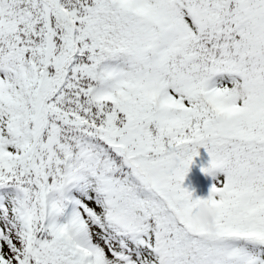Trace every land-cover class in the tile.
<instances>
[{"label": "snow or ice", "instance_id": "1", "mask_svg": "<svg viewBox=\"0 0 264 264\" xmlns=\"http://www.w3.org/2000/svg\"><path fill=\"white\" fill-rule=\"evenodd\" d=\"M0 264H264V0H0Z\"/></svg>", "mask_w": 264, "mask_h": 264}, {"label": "rangeland", "instance_id": "2", "mask_svg": "<svg viewBox=\"0 0 264 264\" xmlns=\"http://www.w3.org/2000/svg\"><path fill=\"white\" fill-rule=\"evenodd\" d=\"M197 158L198 157H196L195 163L191 169L195 172L198 179V196L206 197L210 192L214 180L211 176H208L201 171L203 167L207 166L208 161L201 157Z\"/></svg>", "mask_w": 264, "mask_h": 264}, {"label": "trees", "instance_id": "3", "mask_svg": "<svg viewBox=\"0 0 264 264\" xmlns=\"http://www.w3.org/2000/svg\"><path fill=\"white\" fill-rule=\"evenodd\" d=\"M199 157L204 158L208 162L210 160V157L208 156L207 151L203 148L200 149V156H198V158ZM185 183H186V186L190 187L191 189H194L196 196H198V179H197V176L195 175V172L192 171V169H191L188 177L186 178Z\"/></svg>", "mask_w": 264, "mask_h": 264}, {"label": "clouds", "instance_id": "4", "mask_svg": "<svg viewBox=\"0 0 264 264\" xmlns=\"http://www.w3.org/2000/svg\"><path fill=\"white\" fill-rule=\"evenodd\" d=\"M214 214L209 210L207 203L201 205L196 219L211 226L214 223Z\"/></svg>", "mask_w": 264, "mask_h": 264}]
</instances>
